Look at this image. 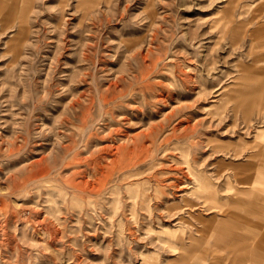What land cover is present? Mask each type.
<instances>
[{"label":"rangeland","instance_id":"1","mask_svg":"<svg viewBox=\"0 0 264 264\" xmlns=\"http://www.w3.org/2000/svg\"><path fill=\"white\" fill-rule=\"evenodd\" d=\"M14 2L0 264H264V0Z\"/></svg>","mask_w":264,"mask_h":264},{"label":"crops","instance_id":"2","mask_svg":"<svg viewBox=\"0 0 264 264\" xmlns=\"http://www.w3.org/2000/svg\"><path fill=\"white\" fill-rule=\"evenodd\" d=\"M16 2H14L13 3V5H11V10H9V11H7V12H4V14H2V16L0 17V23L2 22V25L3 26H6L7 24H9L12 20H13V18L17 15V17L18 16H20L19 14L22 12V11H24L26 8L24 7V5L19 9V11L17 10V11H15V9L14 8H16ZM6 4H4V5H2L3 7L5 6ZM2 6H1V3H0V8H2ZM14 6V7H13ZM251 177H253V175H251V176H248L247 175V177H244V179H242L244 182H242L243 184L244 183H248V182H250V178ZM237 215H239V214H237ZM245 216V215H244ZM244 216H242V215H239V217H241V218H245ZM241 240V239H240ZM238 244V243H237ZM239 245V249H242L243 248V246H244V244L241 242V244H238ZM241 245V246H240ZM252 253V252H251ZM250 254V253H249ZM252 254H250L249 255V257H248V259L247 260H249V261H251L252 260ZM241 260H242V258H241ZM240 260V261H241Z\"/></svg>","mask_w":264,"mask_h":264},{"label":"bare ground","instance_id":"3","mask_svg":"<svg viewBox=\"0 0 264 264\" xmlns=\"http://www.w3.org/2000/svg\"><path fill=\"white\" fill-rule=\"evenodd\" d=\"M263 148V147H262ZM256 153V152H255ZM258 155V154H257ZM261 155V154H260ZM259 176V175H258ZM244 216V215H243ZM245 217V216H244Z\"/></svg>","mask_w":264,"mask_h":264}]
</instances>
